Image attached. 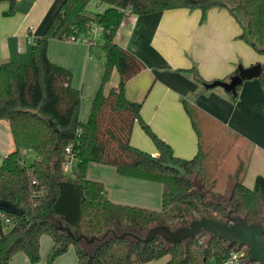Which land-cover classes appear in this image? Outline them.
Here are the masks:
<instances>
[{
	"label": "trees",
	"instance_id": "16d2710c",
	"mask_svg": "<svg viewBox=\"0 0 264 264\" xmlns=\"http://www.w3.org/2000/svg\"><path fill=\"white\" fill-rule=\"evenodd\" d=\"M7 1L14 12L18 0ZM97 2L104 6L102 10L95 6ZM91 3L96 11H89ZM215 7L228 9L241 24L240 38L264 52V0H63L44 35L33 39L29 62L0 63V119L10 122L17 145L0 168V202L10 204L9 209L0 204V264H12L19 252L37 264L44 234L54 242L50 263L74 245L78 264H145L165 256H169L167 264H224L243 248L247 255L235 264H258L249 260L246 246L208 233L174 245L161 237L146 243L121 237L125 232L143 237L152 225L175 228L201 217L228 221L230 209L247 223H264V176L258 175L254 186L248 187L243 181L244 163L230 175L234 184L228 203L233 208L210 199L196 186L195 180L214 186L219 163H208L209 151L189 102L184 105L200 138L199 151L193 158H183L144 120L143 101L126 94L129 81L145 69L142 59L116 40L126 16L176 8H199L205 15ZM95 27L103 30L93 40ZM52 38H87L91 56L105 57L101 86L84 122L79 116L82 91L73 86V72L49 58ZM95 46L102 53L97 54ZM114 69L119 73L118 84L105 93ZM186 71L202 84L210 83L196 66ZM238 73L237 68L223 80L230 81ZM241 87L227 92L234 102ZM136 122L156 145L157 156L132 144ZM22 149L35 151L37 158L27 164ZM70 160L75 166L67 170ZM93 162L115 166L123 176L162 183L161 209L112 201L101 181L87 177ZM58 221L88 237L108 235L91 244L76 241L58 229Z\"/></svg>",
	"mask_w": 264,
	"mask_h": 264
},
{
	"label": "crops",
	"instance_id": "0c3cea01",
	"mask_svg": "<svg viewBox=\"0 0 264 264\" xmlns=\"http://www.w3.org/2000/svg\"><path fill=\"white\" fill-rule=\"evenodd\" d=\"M62 1L18 0L14 12L9 11L7 0L0 1V63L30 60L33 39L44 35ZM241 33V24L226 8H211L205 15L199 8H176L126 16L116 40L145 64V69L127 84V96L134 101L144 97L142 117L172 145L175 154L193 158L199 151L200 138L185 109L187 101L193 106L203 133L208 163H219L217 172L229 152L239 147L240 133L247 136L250 159L243 181L252 188L256 177L264 176V81L260 77L243 81L234 102L223 88L207 89L193 73L186 71L196 66L205 82H213L225 79L239 64L248 67L261 61L264 65L263 54L241 39ZM48 55L52 62L73 72V86L82 91L80 120L86 121L101 86L105 57L91 56L90 45L83 40L57 38L50 39ZM118 81L119 73L114 69L104 92L108 93ZM247 110L250 111L244 125L233 123L238 112ZM144 133L136 122L132 144L157 156L156 145ZM224 139H228L225 146L221 144ZM16 149L10 122L0 119V168L4 158ZM22 152L28 155L26 149ZM217 174L214 178H218ZM87 177L101 181L114 202L149 209L162 207V183L123 176L115 166L94 162L88 167ZM203 188L205 185L201 184ZM47 241L49 254L54 242L52 237ZM14 257L12 264L30 261L27 255L28 260ZM54 264H78L75 249L59 256Z\"/></svg>",
	"mask_w": 264,
	"mask_h": 264
},
{
	"label": "water",
	"instance_id": "95a60500",
	"mask_svg": "<svg viewBox=\"0 0 264 264\" xmlns=\"http://www.w3.org/2000/svg\"><path fill=\"white\" fill-rule=\"evenodd\" d=\"M237 68L239 73L233 76L230 81L215 80L206 83L205 87L210 89L220 86L226 92L235 93L237 87L243 81L259 78L264 73V65L260 62L248 67L239 64ZM0 204L5 208H10V204L7 202H0ZM228 216V221L201 217L192 220L187 225L175 228H171L165 224H157L150 227L143 237L132 232H125L121 237L131 236L143 243L152 241L156 237H161L167 244L174 245L190 240L202 233H208L218 238H224L230 244L246 246L249 253V260L258 264H264V223H247L244 216L235 213L234 209H230ZM57 227L61 232L66 233L76 241H84L87 244L101 241L108 235L88 237L78 229L66 226L62 221L57 222Z\"/></svg>",
	"mask_w": 264,
	"mask_h": 264
},
{
	"label": "rangeland",
	"instance_id": "374dc122",
	"mask_svg": "<svg viewBox=\"0 0 264 264\" xmlns=\"http://www.w3.org/2000/svg\"><path fill=\"white\" fill-rule=\"evenodd\" d=\"M89 11H96V7L94 6L93 3H91L89 5ZM97 38H100V36ZM94 51L97 54L102 53L100 46H95ZM258 54H261V55L263 54L262 56L264 57V52H262V53L258 52ZM28 61L29 60H27V62H23V63H28ZM259 62L262 63L261 61H259ZM256 80H258V78ZM260 80H262V79H260ZM218 88H222V87L218 86ZM143 99H144V97L141 100H136V101H143ZM249 111L250 110H247L244 112H241V111L238 112L235 119L233 120V123H239L240 125H244L243 123L247 122V118H246L247 115L246 114L249 113ZM240 119L242 122H239ZM144 134L146 135L147 133L145 132ZM240 134H241L240 135L241 138L239 140H237L239 142V147L235 146L234 147L235 151H233V152L230 151L229 156L225 160H223L222 166H221L219 172H217L218 178L215 180L214 186H211L210 183H206L205 188H203V190L206 192L207 196L210 199H212L214 201L222 202V203L226 204L227 206H229V208H233L232 205L228 203V200H229V196H230L233 184H234V181L232 178H230V175L232 176L234 174L235 170L241 165V163H244V165L247 167V165L249 163V159H250L249 158L250 157L249 156V148H248L247 143H246V140H248L247 136H245L242 133H240ZM146 136H147V138L149 137L148 134ZM222 142L223 143H221V144H223L225 146V145H227L228 139H224V140H222ZM219 143H217V144H219ZM27 154L28 155L25 154V156H24L25 161L27 164H31L37 158V153L33 150H30V151H28ZM217 158H219V157H217ZM74 166L75 165L72 162V167H74ZM195 183H196V186L198 188H201V183L198 180H195ZM146 232H144V235L146 234ZM50 238H51V236L48 234L42 235V237H41L42 242H41V248H40L41 257H40V261L37 264H54L55 261L57 260L56 259L52 263H50L48 261V252L46 253V251H47L46 247L48 245L47 240H50ZM71 249H73V250L75 249L74 245H71L66 253H68ZM64 255H65V253H64ZM168 257L169 256H165L164 258L157 260V261H153L149 264H165V260H167ZM14 258H17L18 260H21V259L22 260H28V259H26V254L23 252L17 253ZM27 264H31L30 261L29 262L27 261ZM229 264H231V263H229Z\"/></svg>",
	"mask_w": 264,
	"mask_h": 264
},
{
	"label": "built area",
	"instance_id": "2783aa9c",
	"mask_svg": "<svg viewBox=\"0 0 264 264\" xmlns=\"http://www.w3.org/2000/svg\"><path fill=\"white\" fill-rule=\"evenodd\" d=\"M95 6H96L97 8H99L100 10L103 9V6H102L101 3H99V2L95 3ZM102 30H103L102 27H95V28L93 29V31L91 32V35H92L91 37H92V39H93V40L98 39L97 37L100 36V33H101ZM83 41H85V42H87V43L89 44V39L84 38ZM67 150L69 151L70 149L68 148ZM65 168H66L67 170H70V169L72 168V162H71V160L65 164ZM6 221L9 222L8 219H7ZM246 255H247L246 249L243 248V249H241L240 251L234 252L233 255H232V257L229 259L228 262H230V263H232V264H235V263H237L240 259L245 258Z\"/></svg>",
	"mask_w": 264,
	"mask_h": 264
}]
</instances>
